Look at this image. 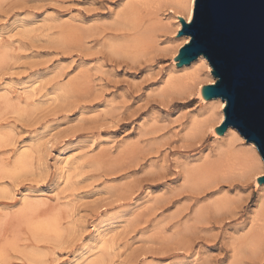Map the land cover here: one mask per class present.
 <instances>
[{"label":"rangeland","instance_id":"374dc122","mask_svg":"<svg viewBox=\"0 0 264 264\" xmlns=\"http://www.w3.org/2000/svg\"><path fill=\"white\" fill-rule=\"evenodd\" d=\"M124 1L0 0V88L36 83L27 103L0 98V253L7 264H29L21 258L32 247L44 257L40 264H69L105 217L117 227L104 251L88 258L101 264H228L252 226L258 192L236 173L218 185L241 199L238 212L210 211L194 222L197 206L219 195L189 185L185 169L206 171L220 144L208 133L186 136L193 119L206 116L195 93L160 94L172 66L168 41L139 58L106 48L110 12ZM206 78L201 86L211 84ZM36 146L28 171L9 176L18 153ZM66 147L76 163L58 184L56 155ZM41 189H56L61 199ZM24 196L39 205L23 212ZM50 219L60 238L33 230Z\"/></svg>","mask_w":264,"mask_h":264},{"label":"bare ground","instance_id":"6f19581e","mask_svg":"<svg viewBox=\"0 0 264 264\" xmlns=\"http://www.w3.org/2000/svg\"><path fill=\"white\" fill-rule=\"evenodd\" d=\"M194 4L192 0H125L113 13L111 37L105 44L111 54L116 56L143 57L154 51H158L159 43L168 41L169 45L164 47L165 52L171 53L172 66L169 75L161 81V93L164 96L176 92L179 95L190 96L195 93L196 98L202 102V107L206 110V116L193 119L186 136L192 140H199L205 134H211L220 144V157L206 166V171L198 167L185 169L186 182L197 191L204 192L206 189L214 188L213 194L219 195L212 201L197 206L194 211V222L205 221L210 211L215 213H226L233 216L242 207L241 199H233L222 192L218 183L226 179L231 174L236 173L240 178L253 182L255 190L258 192L257 203L254 204L251 214V228L244 233L243 242L235 244L233 253L228 264H246L249 258H264V183H258L257 177L263 175V161L253 142H248L232 126H229L223 134L215 132V128L224 119V107L226 102L220 97L209 100L203 99L201 95V80L207 77L208 83L213 84L216 78L211 73L208 60L199 55L189 62L177 66L174 59L180 47L190 39L188 35L176 36L182 28L179 17L187 23L189 16H193ZM179 16V17H178ZM10 37L11 34H8ZM35 84V85H34ZM208 85V84H207ZM35 82H23L15 86L0 88V98L8 100L14 94L19 101L24 103L34 99L36 95ZM227 141L226 145L222 142ZM239 142L242 147L235 148L234 144ZM51 146L50 141L47 142ZM51 149V148H50ZM38 147L24 148L18 153L12 169L7 170L9 176L29 169V159L32 152H37ZM72 150L63 148L56 155V179L58 184L60 178L66 176L75 167L76 160L72 159ZM28 171V170H27ZM26 171V172H27ZM62 183V182H61ZM58 186V185H57ZM56 189L40 191L53 196L54 200H59L60 193ZM22 211L26 212L35 209L39 203L31 202L27 197L22 198ZM231 216V217H232ZM117 220L105 217L92 227L90 237L81 245L78 253L69 257V264H101L102 259L89 258L94 250L100 253L108 246L109 231L117 227ZM36 234L47 237L60 238L61 230L58 221L55 219L44 220L32 226ZM23 261L29 264H40L44 257L37 248L32 247L23 254ZM84 260V261H83ZM0 261L7 264L8 259L0 253ZM82 261V263H80ZM260 261V260H259Z\"/></svg>","mask_w":264,"mask_h":264},{"label":"water","instance_id":"95a60500","mask_svg":"<svg viewBox=\"0 0 264 264\" xmlns=\"http://www.w3.org/2000/svg\"><path fill=\"white\" fill-rule=\"evenodd\" d=\"M179 19L176 36L190 39L174 57L176 65L199 55L208 60L216 80L201 86V95L226 102L215 132L235 127L255 144L264 168V0H195L190 22ZM257 181L264 183V173Z\"/></svg>","mask_w":264,"mask_h":264},{"label":"snow or ice","instance_id":"6c2138e0","mask_svg":"<svg viewBox=\"0 0 264 264\" xmlns=\"http://www.w3.org/2000/svg\"><path fill=\"white\" fill-rule=\"evenodd\" d=\"M193 4L195 5V0H192ZM192 19V16H189V20Z\"/></svg>","mask_w":264,"mask_h":264}]
</instances>
